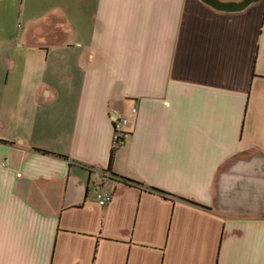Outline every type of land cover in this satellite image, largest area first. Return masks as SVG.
Masks as SVG:
<instances>
[{"label":"crops","instance_id":"1","mask_svg":"<svg viewBox=\"0 0 264 264\" xmlns=\"http://www.w3.org/2000/svg\"><path fill=\"white\" fill-rule=\"evenodd\" d=\"M24 1L0 30V264H264V0Z\"/></svg>","mask_w":264,"mask_h":264},{"label":"rangeland","instance_id":"2","mask_svg":"<svg viewBox=\"0 0 264 264\" xmlns=\"http://www.w3.org/2000/svg\"><path fill=\"white\" fill-rule=\"evenodd\" d=\"M42 0H31L26 3L29 10H32L33 12H36L38 9V2H41ZM51 1H58V0H51ZM50 3H57V2H49ZM23 4H25V1L23 0ZM44 4L43 5H47ZM19 5V0H0V30L5 29L11 32H15L19 26L25 25L27 19L25 18H17V8ZM49 8V6L47 7ZM40 10V13H42V8L38 9V12ZM7 11H9L7 13ZM30 13V11H29Z\"/></svg>","mask_w":264,"mask_h":264},{"label":"built area","instance_id":"3","mask_svg":"<svg viewBox=\"0 0 264 264\" xmlns=\"http://www.w3.org/2000/svg\"><path fill=\"white\" fill-rule=\"evenodd\" d=\"M136 109L133 108L132 111ZM113 146L119 147L123 144L124 135L126 134V127L129 124L127 117L125 116H113ZM111 192L110 191H101L97 193V198L99 204H105L111 199Z\"/></svg>","mask_w":264,"mask_h":264},{"label":"water","instance_id":"4","mask_svg":"<svg viewBox=\"0 0 264 264\" xmlns=\"http://www.w3.org/2000/svg\"><path fill=\"white\" fill-rule=\"evenodd\" d=\"M207 4L219 10H239L246 7L249 3L256 0H240V1H220V0H203Z\"/></svg>","mask_w":264,"mask_h":264},{"label":"trees","instance_id":"5","mask_svg":"<svg viewBox=\"0 0 264 264\" xmlns=\"http://www.w3.org/2000/svg\"><path fill=\"white\" fill-rule=\"evenodd\" d=\"M115 149H116V147H114V146L111 148V152H110V156H109V163H111V161H112V157H113V153H114ZM42 151H43V152H48V151H46V150H42ZM121 178H122L123 180L127 181V182L134 183V184H139V182L134 181V180H131V179H129V178H126V177H123V176H121ZM151 189H154V190H156V191H159V192L163 193L164 195H168V194H169V193H167V192H165V191H163V190H159V189H157V188H153V187H151Z\"/></svg>","mask_w":264,"mask_h":264}]
</instances>
